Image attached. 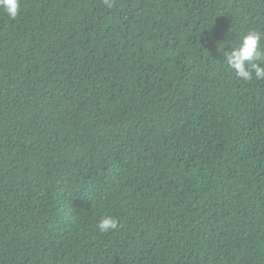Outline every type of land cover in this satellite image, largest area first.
I'll return each instance as SVG.
<instances>
[{"label": "trees", "instance_id": "trees-1", "mask_svg": "<svg viewBox=\"0 0 264 264\" xmlns=\"http://www.w3.org/2000/svg\"><path fill=\"white\" fill-rule=\"evenodd\" d=\"M252 29L264 0L0 12V264H264V80L220 51Z\"/></svg>", "mask_w": 264, "mask_h": 264}, {"label": "clouds", "instance_id": "clouds-1", "mask_svg": "<svg viewBox=\"0 0 264 264\" xmlns=\"http://www.w3.org/2000/svg\"><path fill=\"white\" fill-rule=\"evenodd\" d=\"M108 8L112 7V0H104ZM20 0H0V12L5 13L9 18L15 19L19 14ZM211 39V36L208 37ZM264 34L260 31L252 29L243 34L239 42L232 46L231 41H226L230 51L224 50L223 43L220 51H222L223 60L227 67L239 79L250 81L264 80V45L261 41ZM118 221L111 215H106L99 220L97 228L100 233L106 234L116 230Z\"/></svg>", "mask_w": 264, "mask_h": 264}]
</instances>
